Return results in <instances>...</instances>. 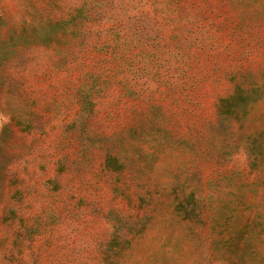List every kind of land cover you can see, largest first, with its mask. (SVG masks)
Wrapping results in <instances>:
<instances>
[{"label":"rangeland","instance_id":"rangeland-1","mask_svg":"<svg viewBox=\"0 0 264 264\" xmlns=\"http://www.w3.org/2000/svg\"><path fill=\"white\" fill-rule=\"evenodd\" d=\"M0 264H264V0H0Z\"/></svg>","mask_w":264,"mask_h":264},{"label":"trees","instance_id":"trees-1","mask_svg":"<svg viewBox=\"0 0 264 264\" xmlns=\"http://www.w3.org/2000/svg\"><path fill=\"white\" fill-rule=\"evenodd\" d=\"M61 21V20H60Z\"/></svg>","mask_w":264,"mask_h":264}]
</instances>
